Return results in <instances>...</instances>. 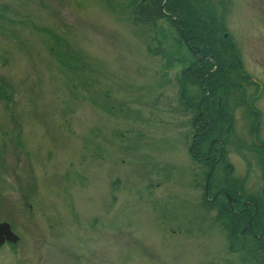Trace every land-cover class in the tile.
Listing matches in <instances>:
<instances>
[{
    "label": "rangeland",
    "instance_id": "obj_1",
    "mask_svg": "<svg viewBox=\"0 0 264 264\" xmlns=\"http://www.w3.org/2000/svg\"><path fill=\"white\" fill-rule=\"evenodd\" d=\"M140 1L0 0V221L20 237L0 264H264V0H213L258 83L259 131L234 108L225 154L226 136L193 147L213 114L182 93L193 54Z\"/></svg>",
    "mask_w": 264,
    "mask_h": 264
},
{
    "label": "trees",
    "instance_id": "obj_2",
    "mask_svg": "<svg viewBox=\"0 0 264 264\" xmlns=\"http://www.w3.org/2000/svg\"><path fill=\"white\" fill-rule=\"evenodd\" d=\"M218 1L219 3L224 2L223 0ZM140 2L135 8L137 18L143 13L150 12L153 17L154 15L166 17L178 30L180 38L193 54V61L183 72L182 93L183 95H189V83L203 87L205 96H207L204 104L213 113H205L204 110L198 116L200 118L201 134H196L193 147L198 144L203 145L208 140L213 141L214 137L222 138L226 136L223 149L227 150L226 147L230 144L229 136L235 128V117L232 115L230 117L229 114L234 108L239 106H245L246 108L242 116L250 126V136H256L260 126V115H258L255 104L249 103L248 91L250 87L257 86L258 83L252 81L249 74L245 73V71L239 70L240 64L233 57L235 52H233L231 41L225 38L222 33L223 22L216 15V3L213 0H141ZM152 23H155V20ZM211 91L214 93L212 94ZM217 94L224 96L221 99L222 103L220 106L218 100L215 105L212 103V98L217 96ZM0 96H2L1 91ZM198 111H201L199 107ZM251 144L256 146L254 140H252ZM241 146L243 147V145ZM211 152L216 155L215 150H211ZM229 175L230 173H228ZM224 181V189L237 194V190L240 189L238 188V183L236 184L229 177H226ZM262 190V194L259 196H251V201L256 203L258 211L256 212L257 216H255L257 218L256 225L254 222L252 223L255 229L264 227V187ZM237 200H239L238 197ZM222 204L225 209L228 208L224 202ZM233 216L237 222L249 221L247 217L236 215L234 212ZM259 241L264 243V237H260Z\"/></svg>",
    "mask_w": 264,
    "mask_h": 264
},
{
    "label": "water",
    "instance_id": "obj_3",
    "mask_svg": "<svg viewBox=\"0 0 264 264\" xmlns=\"http://www.w3.org/2000/svg\"><path fill=\"white\" fill-rule=\"evenodd\" d=\"M5 240L16 242L18 236L11 231L10 225L7 222L0 221V245Z\"/></svg>",
    "mask_w": 264,
    "mask_h": 264
},
{
    "label": "flooded vegetation",
    "instance_id": "obj_4",
    "mask_svg": "<svg viewBox=\"0 0 264 264\" xmlns=\"http://www.w3.org/2000/svg\"><path fill=\"white\" fill-rule=\"evenodd\" d=\"M0 197H1V195H0ZM8 222V221H7ZM9 224H10V226H11V229H12V231L14 232V226L10 223V222H8ZM15 233V232H14ZM16 235H18L17 233H15ZM18 237H19V235H18ZM264 237V236H263ZM20 239V237L18 238V240ZM17 240V241H18ZM17 241L16 242H12V241H7V240H5V242H3L0 246H3L4 244H6V243H9V244H11V246H14V244L15 243H17Z\"/></svg>",
    "mask_w": 264,
    "mask_h": 264
}]
</instances>
